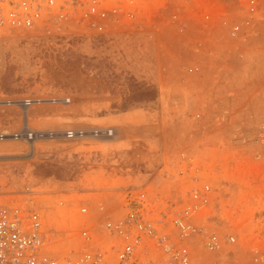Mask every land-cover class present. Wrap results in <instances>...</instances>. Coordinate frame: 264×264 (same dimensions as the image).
<instances>
[{"label": "rangeland", "instance_id": "1", "mask_svg": "<svg viewBox=\"0 0 264 264\" xmlns=\"http://www.w3.org/2000/svg\"><path fill=\"white\" fill-rule=\"evenodd\" d=\"M103 7L104 19L93 17L102 29L90 24L85 35L64 25L0 33V92L65 93L71 120L117 131L31 159L0 158V192L32 188L62 253L102 220L99 206L110 218L126 211L129 185H145L159 208L206 183L203 214L240 247L264 245V0ZM132 78L155 85L156 98L131 97Z\"/></svg>", "mask_w": 264, "mask_h": 264}, {"label": "built area", "instance_id": "2", "mask_svg": "<svg viewBox=\"0 0 264 264\" xmlns=\"http://www.w3.org/2000/svg\"><path fill=\"white\" fill-rule=\"evenodd\" d=\"M104 0H0V33L30 34L64 25L85 35L104 19ZM60 25V26H58ZM70 97L45 90L8 96L0 92V156L31 159L49 146L67 147L85 139L109 141L112 126H85L71 120ZM11 152V153H8ZM126 211L104 215L93 228H81L76 245L66 252L52 248L56 231L45 225L42 207L29 186L0 192V264H264V245L240 247L235 234L224 231L203 210L211 200L204 183L189 187L155 207L145 185L124 188ZM87 212L86 207L80 213Z\"/></svg>", "mask_w": 264, "mask_h": 264}, {"label": "trees", "instance_id": "3", "mask_svg": "<svg viewBox=\"0 0 264 264\" xmlns=\"http://www.w3.org/2000/svg\"><path fill=\"white\" fill-rule=\"evenodd\" d=\"M131 88H133V95L131 97L139 98L147 97L149 100H153L158 95V89L155 85L143 82V81H136V79L132 78Z\"/></svg>", "mask_w": 264, "mask_h": 264}, {"label": "crops", "instance_id": "4", "mask_svg": "<svg viewBox=\"0 0 264 264\" xmlns=\"http://www.w3.org/2000/svg\"><path fill=\"white\" fill-rule=\"evenodd\" d=\"M147 151L149 150V148L146 149Z\"/></svg>", "mask_w": 264, "mask_h": 264}]
</instances>
